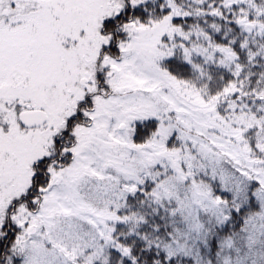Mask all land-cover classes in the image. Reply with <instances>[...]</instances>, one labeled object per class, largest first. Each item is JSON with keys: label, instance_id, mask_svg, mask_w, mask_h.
Wrapping results in <instances>:
<instances>
[{"label": "snow or ice", "instance_id": "1", "mask_svg": "<svg viewBox=\"0 0 264 264\" xmlns=\"http://www.w3.org/2000/svg\"><path fill=\"white\" fill-rule=\"evenodd\" d=\"M0 264H264V0H0Z\"/></svg>", "mask_w": 264, "mask_h": 264}]
</instances>
